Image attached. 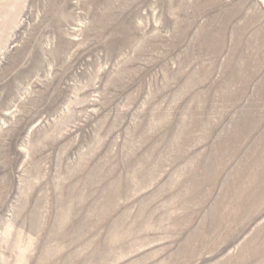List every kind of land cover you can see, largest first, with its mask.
Here are the masks:
<instances>
[{
	"label": "rangeland",
	"instance_id": "obj_1",
	"mask_svg": "<svg viewBox=\"0 0 264 264\" xmlns=\"http://www.w3.org/2000/svg\"><path fill=\"white\" fill-rule=\"evenodd\" d=\"M0 264H264V0H0Z\"/></svg>",
	"mask_w": 264,
	"mask_h": 264
}]
</instances>
